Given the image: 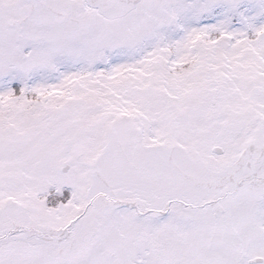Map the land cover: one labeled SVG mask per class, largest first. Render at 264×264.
<instances>
[{
  "label": "snow or ice",
  "instance_id": "6c2138e0",
  "mask_svg": "<svg viewBox=\"0 0 264 264\" xmlns=\"http://www.w3.org/2000/svg\"><path fill=\"white\" fill-rule=\"evenodd\" d=\"M0 264H264V0H0Z\"/></svg>",
  "mask_w": 264,
  "mask_h": 264
}]
</instances>
